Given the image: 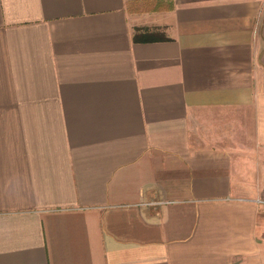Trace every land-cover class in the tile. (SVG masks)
Masks as SVG:
<instances>
[{
	"label": "crops",
	"instance_id": "1",
	"mask_svg": "<svg viewBox=\"0 0 264 264\" xmlns=\"http://www.w3.org/2000/svg\"><path fill=\"white\" fill-rule=\"evenodd\" d=\"M0 264H264V0H0Z\"/></svg>",
	"mask_w": 264,
	"mask_h": 264
},
{
	"label": "rangeland",
	"instance_id": "2",
	"mask_svg": "<svg viewBox=\"0 0 264 264\" xmlns=\"http://www.w3.org/2000/svg\"><path fill=\"white\" fill-rule=\"evenodd\" d=\"M226 113H228V114H229V116H230V115H233V114H232V112H230V111H228V112H226Z\"/></svg>",
	"mask_w": 264,
	"mask_h": 264
},
{
	"label": "built area",
	"instance_id": "3",
	"mask_svg": "<svg viewBox=\"0 0 264 264\" xmlns=\"http://www.w3.org/2000/svg\"><path fill=\"white\" fill-rule=\"evenodd\" d=\"M260 202L263 201V200H259Z\"/></svg>",
	"mask_w": 264,
	"mask_h": 264
}]
</instances>
